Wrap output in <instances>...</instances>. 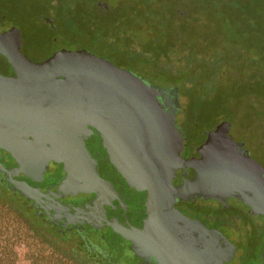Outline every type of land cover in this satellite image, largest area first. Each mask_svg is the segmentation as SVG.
Masks as SVG:
<instances>
[{
    "label": "water",
    "instance_id": "water-1",
    "mask_svg": "<svg viewBox=\"0 0 264 264\" xmlns=\"http://www.w3.org/2000/svg\"><path fill=\"white\" fill-rule=\"evenodd\" d=\"M22 42L19 28L0 32V55L15 72L0 73V150L18 161L10 169L0 163V173L5 171L14 192L40 202L39 190L14 176H33L31 172L44 168L50 159L57 160L56 153L70 146L91 159L84 135L95 128L129 186L149 192L144 226L126 227L115 221L110 222L113 230L129 240L139 256L157 264H225L227 238L176 207L182 200L234 195L253 211L264 213V178L252 172L258 167L247 156L235 153L232 138L220 143L223 127L209 134L202 157L190 162L197 165L194 177L175 185L185 158L172 122L175 115L158 97L167 88L153 86L86 49L58 50L34 62L21 51ZM171 89L178 95L177 88ZM66 169L60 190L71 187L75 175L82 174L79 190L99 191L106 198V186L111 185L95 164L66 163Z\"/></svg>",
    "mask_w": 264,
    "mask_h": 264
},
{
    "label": "trees",
    "instance_id": "trees-1",
    "mask_svg": "<svg viewBox=\"0 0 264 264\" xmlns=\"http://www.w3.org/2000/svg\"><path fill=\"white\" fill-rule=\"evenodd\" d=\"M96 1L89 0L87 12L65 8L59 15L64 40L72 29L93 50L131 48L140 65L149 62L150 77L180 84L201 113H264V0H107V12ZM15 7L29 15L21 3ZM139 29L146 30L140 41ZM32 30L30 36H43L39 26ZM172 53L181 54V66L169 62ZM22 243L27 264H129L110 249L99 253L74 237L62 239L0 178V264H19Z\"/></svg>",
    "mask_w": 264,
    "mask_h": 264
},
{
    "label": "flooded vegetation",
    "instance_id": "flooded-vegetation-1",
    "mask_svg": "<svg viewBox=\"0 0 264 264\" xmlns=\"http://www.w3.org/2000/svg\"><path fill=\"white\" fill-rule=\"evenodd\" d=\"M79 0H23L21 5L31 16L34 12L40 23L46 24L51 29L53 36L51 43H58L60 32L59 15L66 9L74 11H88L89 0H84L79 6ZM101 12L111 10V3L107 0L96 1ZM42 8V10H41ZM41 11V12H40ZM19 14V13H18ZM22 14L20 13L19 16ZM27 15V13L25 14ZM29 16V17H30ZM32 19H30L31 21ZM38 23V22H37ZM37 23L33 27L39 26ZM11 28H19L22 32L21 51L32 61L40 62L51 56L54 52L62 49L79 50L86 49L97 56L104 57L112 61L115 65L130 70L144 78L151 85L158 88H167L163 96L158 95L164 107L174 113L173 124L182 140L181 155L185 158V166L177 170L174 184L179 185L185 179L192 178L197 172V165L190 164L191 161H198L202 157L204 145L209 134L215 131L220 125L223 127L218 140L220 143L232 138L236 143V154L247 156L250 162L254 163L253 173H260L264 178V113L259 110L256 114L243 118L241 116L231 117L211 113L212 119L208 122L207 114L191 109L194 104L191 98L183 92L180 84L154 82L149 76V62L140 65L132 50L126 53H119L108 49L93 50L88 46H80L76 43L78 38L66 40L69 42L50 54H32L31 51L42 47L41 42L29 34L35 30H28L23 23H7V19L0 20V32ZM149 34V32H147ZM64 40V39H63ZM65 41V40H64ZM136 44V43H133ZM68 45H74L69 48ZM106 48V47H104ZM31 50V51H30ZM7 65V67H5ZM144 68L146 72L140 69ZM143 72L145 75L138 73ZM0 73L4 75H14L15 72L4 55H0ZM177 88V93L171 92V88ZM176 92V91H175ZM177 99V101H176ZM179 107V110L177 106ZM89 128H92L89 126ZM84 142L91 159L85 158L82 149L68 147L56 153L57 160L50 159L44 168H36L31 175H16L15 179L25 181L40 192L41 201L35 204L34 199L25 195L17 194L26 201L47 224L62 236H74L85 246L99 253L106 252L111 246H116L117 237L122 248L132 253L139 264H157L153 260H145L132 248L129 240L115 232L110 222H119L126 227L144 226V221L149 216L147 211L148 190H137L122 177L119 170L113 164L107 149L104 145V138L101 132L92 128V131L84 135ZM0 163L7 169L17 167L18 161L10 154L1 149ZM66 163L68 164H95L99 175L110 183L106 186V198L100 196V192L84 193L79 190L83 183L82 174H76L77 181L65 191L59 189L61 181L67 175ZM263 168H261V167ZM9 190L13 189V184L8 180L5 171L0 173ZM259 180V179H258ZM255 183L260 187L261 184ZM176 207L190 218L202 221L207 228L220 231L228 240V257L225 264H264V213L252 210V207L234 195L213 199H193L182 200L176 203ZM49 211L50 214L47 213ZM110 237H109V236ZM105 245H107L105 247ZM124 246V247H123Z\"/></svg>",
    "mask_w": 264,
    "mask_h": 264
},
{
    "label": "rangeland",
    "instance_id": "rangeland-1",
    "mask_svg": "<svg viewBox=\"0 0 264 264\" xmlns=\"http://www.w3.org/2000/svg\"><path fill=\"white\" fill-rule=\"evenodd\" d=\"M111 2L115 3L116 0H110ZM18 3L23 2V0H0V14H6L9 15L8 19H7V23H20L22 22L24 27L28 30H31L33 28L34 23H37L39 25V28L41 29L42 35L43 36H38L35 37L34 39L37 40L38 42H41L42 47L35 49L34 51H31L32 54H40V55H46V54H50L51 52H53L54 50H56L57 48L65 45L69 42H66V40H63V36L60 33L59 35V42L58 43H51V37L53 36V33L51 31V29L49 28V26H47L46 24L40 23V20L36 21V19L38 18V16L32 12L31 16L30 15H21L18 14V9L15 7V4L17 5ZM11 16V17H10ZM30 16V17H29ZM30 19H32L30 21ZM21 23V24H22ZM35 25V24H34ZM68 31L70 32L69 37L70 38H74V36L72 35L73 30L72 29H68ZM165 31V30H164ZM149 32V31H148ZM134 34L138 36V40H143L144 35H146V30H140L134 31ZM68 38V40L70 39ZM141 38V39H140ZM89 40L87 37H80L79 41H76L77 44H79L80 46H86L88 44ZM69 48H74V45L70 46L68 45ZM181 54L180 53H172L171 57L169 59V62L172 63L174 65V67H179L183 64V60H181L180 58ZM144 68L140 69L143 72H146L145 70H143ZM143 72H139V74L141 75H145V73ZM161 83L163 82V80H156L154 79V82H158ZM195 103V102H193ZM211 107V106H210ZM200 106L196 107V105L194 104V106L191 109H199ZM207 116H209V114H207ZM211 118L209 116L208 118V122H211ZM59 236V234H57ZM109 236V235H108ZM65 237H70L73 238L74 236H62V239H64ZM110 237V236H109ZM111 239H115L116 242V246H111L109 249V251H111L112 253H115L116 255L120 256L121 259L124 260H128L129 264H139L138 262H136L135 258L132 256V253L129 252L128 250L120 247L122 246L119 242V240H117V237H110ZM61 239V237H60ZM107 245H105L106 247ZM124 247V246H123ZM17 251H18V256H19V264H27V248L25 247V244H19L17 246Z\"/></svg>",
    "mask_w": 264,
    "mask_h": 264
}]
</instances>
